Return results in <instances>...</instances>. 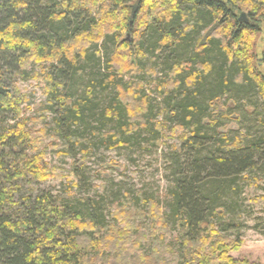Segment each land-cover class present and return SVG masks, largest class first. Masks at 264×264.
Returning a JSON list of instances; mask_svg holds the SVG:
<instances>
[{
	"label": "trees",
	"instance_id": "1",
	"mask_svg": "<svg viewBox=\"0 0 264 264\" xmlns=\"http://www.w3.org/2000/svg\"><path fill=\"white\" fill-rule=\"evenodd\" d=\"M131 20L133 38L124 39ZM258 34H264V0H0V264H250L231 256L242 240L228 234L243 228L237 222L243 183L264 173ZM40 60L47 111L55 113L51 129L16 121L21 101L11 76L30 77L28 65ZM157 70V103L141 81L124 74ZM221 98L234 99L243 117L254 116L260 126L221 132L212 113ZM245 106L254 113L247 115ZM170 123L184 135L168 154L167 194L119 191L109 214L118 220L136 212L153 220L151 228L143 222L130 234L113 226L105 197L25 187L63 175L34 154L46 138L86 153L96 146H159ZM68 175L88 186L79 167Z\"/></svg>",
	"mask_w": 264,
	"mask_h": 264
},
{
	"label": "rangeland",
	"instance_id": "2",
	"mask_svg": "<svg viewBox=\"0 0 264 264\" xmlns=\"http://www.w3.org/2000/svg\"><path fill=\"white\" fill-rule=\"evenodd\" d=\"M246 16L248 21H250L247 11ZM131 21L130 29L124 32V39L133 38L134 21ZM257 39V51L258 54H262L264 51V34H258ZM44 65L41 60L34 64L30 63L28 65V72L32 74L30 77L13 73L10 79V82H13L18 88L21 101L19 107L21 117L16 121L21 122V119H23L26 124L28 122L29 128L44 129L49 127L51 129L50 124L55 128V113L47 111V107H51V102L47 94L48 85L42 76ZM150 66L152 65L147 60L146 67ZM124 74L126 75V80L133 79L134 83L141 81L142 85H144L145 93L155 98V103L161 101L162 96L156 89L157 80L161 78L159 70H157V74L154 73L147 77L140 75V78H133L134 74L129 71L124 72ZM237 104L234 99L221 98L217 102L216 108H212L215 119H219V130L225 134H238L242 130H250L252 127L254 129L260 126V123L254 119L253 115L252 119L251 117L245 119L242 112H240L242 111V107L237 108ZM244 111L247 112V115H251L254 113V108L245 106ZM259 113L263 117L264 113ZM159 120L163 122L162 115L159 116ZM42 121L49 126L41 124ZM174 125L173 123L166 125L167 128L160 134L159 146L142 142L141 146L133 149H108L105 146H96L89 153L83 152L82 149L67 151L65 142L62 139H58L55 142L51 138H46L44 146L39 152L34 154L42 153L43 165L49 168L57 167L58 172H63L61 174L64 177L62 179H59V177L63 175L55 179L49 177L46 179V182L26 184L25 187L27 190H32L35 193L45 190L62 197L69 195L75 197H94L97 199L105 197L102 205L106 211L108 221L113 226H118L122 229L126 228L130 234H136V231L141 227L143 222L149 228L153 220L148 219L143 221L138 217L139 215L136 212L131 213L124 219L123 217H120L118 220L113 219L109 216L110 212L114 213L115 210L112 202L117 192L121 191L125 193L128 190L136 193L143 190L150 196L163 199L172 185L170 170L168 168L170 163L167 162L169 158L168 154L181 147L184 135V131L181 129H173ZM51 132L54 133L53 130ZM75 166L85 172L88 186H78V180L68 175V171L72 170ZM241 205L242 209L238 213L237 222H241L243 228L240 231H229L228 236L231 238L240 236L242 243L238 249L231 252V256L239 261H246L250 264H264V173L261 171L251 174L249 180L243 183ZM152 209L149 210V213L153 211ZM131 222L132 225L129 224ZM164 255L167 259H172L171 254L164 252Z\"/></svg>",
	"mask_w": 264,
	"mask_h": 264
},
{
	"label": "water",
	"instance_id": "3",
	"mask_svg": "<svg viewBox=\"0 0 264 264\" xmlns=\"http://www.w3.org/2000/svg\"><path fill=\"white\" fill-rule=\"evenodd\" d=\"M135 11H136V6H134V9H133V15L135 14ZM241 18H242V19L245 18V14H244V13L241 15ZM131 24H132V21H131Z\"/></svg>",
	"mask_w": 264,
	"mask_h": 264
}]
</instances>
